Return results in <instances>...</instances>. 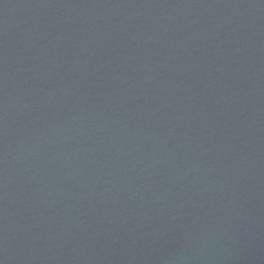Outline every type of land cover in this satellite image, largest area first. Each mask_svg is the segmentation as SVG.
<instances>
[{
	"label": "water",
	"instance_id": "1",
	"mask_svg": "<svg viewBox=\"0 0 264 264\" xmlns=\"http://www.w3.org/2000/svg\"><path fill=\"white\" fill-rule=\"evenodd\" d=\"M0 264H264V0H0Z\"/></svg>",
	"mask_w": 264,
	"mask_h": 264
}]
</instances>
